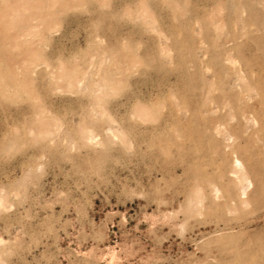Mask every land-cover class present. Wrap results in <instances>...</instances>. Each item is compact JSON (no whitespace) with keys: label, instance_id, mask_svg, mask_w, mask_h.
Instances as JSON below:
<instances>
[{"label":"rangeland","instance_id":"obj_1","mask_svg":"<svg viewBox=\"0 0 264 264\" xmlns=\"http://www.w3.org/2000/svg\"><path fill=\"white\" fill-rule=\"evenodd\" d=\"M0 264H264V0H0Z\"/></svg>","mask_w":264,"mask_h":264}]
</instances>
